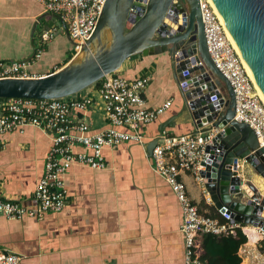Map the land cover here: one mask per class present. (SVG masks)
Returning <instances> with one entry per match:
<instances>
[{"label": "crops", "instance_id": "1", "mask_svg": "<svg viewBox=\"0 0 264 264\" xmlns=\"http://www.w3.org/2000/svg\"><path fill=\"white\" fill-rule=\"evenodd\" d=\"M43 27L54 28L56 33L45 44L41 56L29 64L32 76L64 66L77 50L61 19L44 11L36 0H0V61L31 58ZM116 72L128 79L150 77L143 91L146 108L160 106L168 99L170 106L154 121L140 127L142 142L123 141L114 149H104L105 169L73 164L63 176L67 200L62 210L47 213L41 219L0 216V247L20 254L18 264H184L180 205L170 186L153 169L146 144L167 119L170 120L163 131L170 135L191 133L195 127L183 109L184 100L166 52L131 55ZM75 95L91 99L89 106L75 112L87 131L105 129L109 123L98 83ZM4 104L0 98V109ZM0 143V196L31 206L51 135L38 127L26 126L22 131L3 134ZM74 150L82 148L76 146ZM246 167L251 173V167ZM251 176L263 184L259 174L252 172ZM180 177L202 211L209 210L203 207L204 202L215 209L210 199L205 200L208 193L203 179H196L188 171ZM244 229L247 240L238 248L241 264H262L257 244L254 239L249 240Z\"/></svg>", "mask_w": 264, "mask_h": 264}, {"label": "water", "instance_id": "2", "mask_svg": "<svg viewBox=\"0 0 264 264\" xmlns=\"http://www.w3.org/2000/svg\"><path fill=\"white\" fill-rule=\"evenodd\" d=\"M207 1L264 97V0ZM162 52L170 57L192 133L211 134L198 173L215 209L264 230V197L243 172L250 166L264 178V149L247 123L233 119V89L208 52L199 0H105L92 34L67 64L42 76L0 78V98L71 95L118 71L131 55ZM169 120L146 144L148 157Z\"/></svg>", "mask_w": 264, "mask_h": 264}, {"label": "built area", "instance_id": "3", "mask_svg": "<svg viewBox=\"0 0 264 264\" xmlns=\"http://www.w3.org/2000/svg\"><path fill=\"white\" fill-rule=\"evenodd\" d=\"M36 1L43 6L44 11L61 19L76 50L81 49L92 34L105 2ZM199 7L210 57L233 89V119L247 123L255 133L259 146L264 149V100L221 16L207 0H199ZM55 33L54 28L43 27L37 34L34 54L28 60L0 61V78L31 77L29 64L41 56L45 44L54 38ZM149 80L147 75L128 79L117 72L99 79L98 90L109 125L95 133H89L83 119L75 116V112L90 105L89 97L81 98L74 93L57 98H5V104L0 109V137L13 131H22L26 126H35L51 135V145L41 176L31 195L33 204L29 206L22 201L0 196V216L8 219H20L24 216L41 219L47 213L62 210L67 200L63 176L73 164L103 170L107 167L104 149H114L123 141L142 142L144 135L140 132V127L154 121L171 102L168 99L160 106L146 108L143 91ZM210 138V133L170 135L162 131L152 149L153 169L170 186L180 205L184 264H207L192 254L198 232L233 233L236 227L243 230L246 226L255 228L258 233L254 244H257L264 264V230L258 226L232 221L229 213L217 209L224 217L223 221L200 211L180 177L183 172L188 171L196 179H202L198 173V164L203 159L204 146ZM76 146H80L82 150L75 151ZM1 148L0 143V150ZM208 196H205L206 201L210 199ZM21 258L20 254L0 247V264H18Z\"/></svg>", "mask_w": 264, "mask_h": 264}, {"label": "trees", "instance_id": "4", "mask_svg": "<svg viewBox=\"0 0 264 264\" xmlns=\"http://www.w3.org/2000/svg\"><path fill=\"white\" fill-rule=\"evenodd\" d=\"M60 68H56L52 72ZM202 202H204L203 199ZM203 207L209 209L206 214L217 217L219 220H224V217L213 206H209L204 202ZM199 209L202 211L201 207ZM246 229L244 230L247 233ZM246 240L247 237L240 227H236L233 233L214 234L198 232L192 246V254L207 264H241L238 248Z\"/></svg>", "mask_w": 264, "mask_h": 264}, {"label": "rangeland", "instance_id": "5", "mask_svg": "<svg viewBox=\"0 0 264 264\" xmlns=\"http://www.w3.org/2000/svg\"><path fill=\"white\" fill-rule=\"evenodd\" d=\"M145 2H146V0H135V4H137V5H143V4H145ZM80 51V49H77V52H76V54L78 53ZM245 170V178L247 179V180H249L250 181V183L252 184V185H254V188L256 189V191H258L261 195L264 193V178H262L260 175V177H261V179L263 180L262 182H263V184L262 183H259V179H258V181H257V178L256 177H254V176H251V173L253 172V173H256L252 168H251V170H252V172L250 173V171H249V168H245L244 169ZM261 197H264L263 195L261 196Z\"/></svg>", "mask_w": 264, "mask_h": 264}, {"label": "bare ground", "instance_id": "6", "mask_svg": "<svg viewBox=\"0 0 264 264\" xmlns=\"http://www.w3.org/2000/svg\"><path fill=\"white\" fill-rule=\"evenodd\" d=\"M246 67H247V66H246ZM247 69H248V67H247ZM248 71H249V73L251 74V72H250L249 69H248ZM251 75H252V74H251ZM256 87H257V91L259 92L260 96H261L262 99L264 100V97H263V95H262V93H261L259 87L257 86V84H256ZM246 188H247V187H246ZM247 190H248V188H247ZM246 231H247V233H248V237H249V240H250V241H252L253 239H254V240L257 239V237H258V233H257V231H256L255 228L250 227V228H247ZM254 240H253V241H254ZM253 241H252V242H253Z\"/></svg>", "mask_w": 264, "mask_h": 264}]
</instances>
